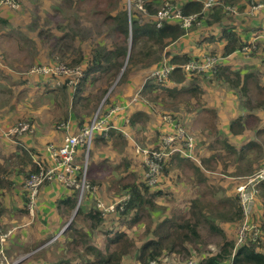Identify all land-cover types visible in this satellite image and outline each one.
Returning a JSON list of instances; mask_svg holds the SVG:
<instances>
[{"label": "trees", "instance_id": "16d2710c", "mask_svg": "<svg viewBox=\"0 0 264 264\" xmlns=\"http://www.w3.org/2000/svg\"><path fill=\"white\" fill-rule=\"evenodd\" d=\"M119 1L108 0L102 9L103 20H109L108 26L113 29L112 33H115V41L110 45L91 47L89 56L83 53L80 47H73L65 43L64 57L67 59L60 61H63L69 69L83 65L80 83L85 82L91 74H95L92 77L97 78L100 73H103L106 76L107 85L110 86L120 75V79L116 82L117 84L122 83L121 85L126 88L125 96L113 97L112 93H108L107 87L103 88L101 92L96 91V96L93 97L92 102L98 105L99 109L101 108V113H104L116 105L122 107L136 96L135 101L137 102L130 108L123 109L122 107L123 110L117 112L116 117H120V120L124 122L127 115L129 122L126 126L130 129H136L138 125L146 121V144L140 142L142 146H146L145 148L159 149L162 137L173 131V128L164 120H162L161 127L160 123L150 126L152 124L151 120L155 119L152 108L154 105H151V103L156 102L159 98H163L165 102L178 100L180 104L185 103L188 110L189 106L197 107L196 114L203 112V120H206L207 124L210 123L211 132L217 135L218 116L216 110L212 107L206 108L200 102V91L198 90H200L199 81L201 77L210 76L212 81L217 80L226 88H233L239 94L246 92L248 82V76L241 69H234L230 64L224 62V58L228 55L249 44L248 40L243 39V35H241L244 29L236 28L230 23L234 19L231 17V13L228 14L229 12L226 11L225 6H236L237 12H241L246 6L249 7L252 1L263 3L262 6H264V0H245V2L243 0H219L220 3L211 7L207 13L202 12V1L200 0H168L172 3L180 2V8L184 15L198 14L197 19L199 22L188 29L181 27L177 21L171 20H162L161 24L157 25L159 21L154 18V15L157 14L162 3L166 0H142L145 10L149 14H154L145 20L140 19L138 10H128L126 6L125 8H119ZM8 8L12 7L8 6ZM113 11L115 12L113 13ZM98 13H101V11ZM246 17L249 16L246 15ZM0 22L6 23L1 17ZM216 28H219V34L222 40H225V43L222 45L220 55L206 53L219 56L214 72H184L182 66L193 57L189 52L176 50L179 47L180 37L191 35L200 30L197 43L201 41L208 42V39L213 38L212 32ZM258 30L259 27L254 32ZM255 35L257 34L255 33ZM253 53H255V50L249 55L252 56ZM164 55L167 59L164 58ZM203 55L205 54L200 55V57ZM164 64L173 66L165 78L158 80L155 77H148L151 70L159 69ZM121 70L122 72H120ZM257 88L259 95L254 101L249 99L242 101V104L250 109L247 116L244 118L236 116L229 123L228 127L232 133L239 134L246 127L254 128L257 126L259 120L253 112L264 109V83L258 84ZM180 89L184 91H182L183 93L195 97L196 100L192 102L190 99H181L178 96ZM175 104L169 103L165 106H175ZM210 117L213 119H210ZM86 118L87 116L79 119L76 125L78 129L90 122V118L87 120ZM252 121L255 126H253L254 123H251ZM166 124L171 129H168V132H163L162 128ZM261 130L264 132V129ZM220 141L226 149L224 154L231 155L234 153L238 156V160L243 159L241 158L245 156L243 146L241 150H235L233 146H230L227 138ZM100 142L112 145L121 143L125 146L127 152L131 151L132 153L131 156H133L134 161L130 164L125 155L110 154L111 151L105 148L108 157L104 158L102 163L104 167L110 166L108 168L110 176L105 175V178L99 181L91 180L93 184L98 185L101 184L102 180H109L110 189L117 194L112 195L113 200L122 199L127 195V198L122 200L123 208L119 209L118 204L113 212L102 214L101 209L92 202L85 201L82 203L83 197L79 201L77 189L67 187L70 194L60 201V206L66 207L67 212H69L68 210L77 209L67 227L55 239L52 240V237L56 233L32 241L33 243H28L29 241L26 238L23 241L22 236L16 234L17 251H21L23 254L31 252L25 258V263L33 261V264H129L126 260L130 255H133L134 259L131 264H148L154 259L157 264H184L186 259L195 254L198 258V264H264V251L261 250L260 245L248 241L235 248V239L228 237V234L213 223H210L209 230L216 233L220 239L216 250L206 249L203 252L197 249L190 250L192 249L190 246L192 243H198L201 240L200 227L208 223V213L204 210L206 206L200 202L201 199L199 198L192 201L188 215L174 218V213L157 223L152 222L149 216L154 204L152 199L154 196L161 195L162 190L157 191V188L148 185L145 178L147 166L143 159H138V155L132 151L133 145L131 142L124 139L122 132L115 128H110L105 135L100 132L93 134L89 148L91 158L95 156L94 153L92 154L93 148L97 147ZM17 148L19 152L13 151L3 157V162L0 161L1 228L2 230H11L10 235L12 236L16 233H12V228L15 225L3 228V219L6 222V205L8 207L15 206L16 200L21 198L22 204L19 208L26 213L28 212L25 181L30 175L38 172L39 167L33 154L40 155L38 151L34 152L32 149L29 150L19 144ZM180 155L179 152H172L164 159V166L158 184L167 178L169 168L175 167V160H183ZM41 162L44 166L49 164L45 159H42ZM194 169L195 175L201 176L200 172ZM262 183L264 184V181ZM44 184L40 186V189ZM261 184L257 185L258 189H260ZM17 187L18 189H16ZM218 191L221 192L222 190L219 188L216 191L214 190L213 193H208V195H216ZM204 194L207 193L205 191L201 193V195ZM261 195H264V191ZM263 206H261V209ZM145 215L150 221L143 219ZM214 218L227 220L238 226L237 224L243 220L242 207L238 198H226L220 200V203H216ZM260 218L258 227L263 232L264 208ZM138 223H142L139 231L140 237H135L133 235V232L136 231V229L134 230V224ZM124 225L128 229L130 228L129 232ZM95 229H97L96 232L99 235L95 242H91L90 237ZM56 240L57 243H55ZM136 240H139L137 245ZM8 242L4 244V255L8 253ZM49 251L57 252L56 258L51 262L45 257ZM171 254L180 257L181 260L178 262H163ZM41 260L42 262H40ZM0 262L6 264L2 255H0ZM19 264H22V262Z\"/></svg>", "mask_w": 264, "mask_h": 264}, {"label": "rangeland", "instance_id": "374dc122", "mask_svg": "<svg viewBox=\"0 0 264 264\" xmlns=\"http://www.w3.org/2000/svg\"><path fill=\"white\" fill-rule=\"evenodd\" d=\"M1 1L2 0H0V17L3 18L6 23L0 22V161L3 162V157L8 153L6 151L7 146H18L19 144L29 150L32 149L34 152H40V156L35 154H33V156L36 160L41 162L42 158H44L43 152L46 153L47 159L46 147L49 144L56 146L60 144L63 140L65 131H70L71 127L76 126L81 117L87 116L86 120L88 118H94L99 108L98 105L92 102L93 97L96 96V91L101 92L103 88L108 87L107 90L109 92H107L112 93L113 97L125 96L124 85H121L122 83L117 84L116 82L120 79V75L112 85L108 86L105 80L106 76L103 73H100V76L97 78H93L92 75L94 76L95 74H91L85 82L80 83L81 73L79 74L78 71H56L57 69H61L62 65H66L63 61H60L62 59H67L64 57L65 43L73 47H80L82 52L89 56L91 47L110 45L115 41V33H112L113 29L108 26L110 23L109 20H103L104 15L102 14V9L108 0H98L99 2L96 0H6L14 6L13 8H8L5 1ZM15 2H17V4ZM138 3L139 0H120L118 6L119 8H125L126 6L128 10H138ZM174 4L180 6V2ZM4 5L7 6L8 9L4 10L2 8ZM99 11H101V13H98ZM115 11H113V13ZM240 14L239 12L237 15L231 14L234 21H230V23L239 29L245 28V26L248 25L250 26L252 23L250 24L245 21L244 24H242V22H240ZM247 14L248 13L244 15ZM138 15L140 19L145 20L148 17H152L154 14H149L147 10L145 13L138 10ZM206 51V53H214L211 50ZM206 53H200V55ZM252 56L256 60H254V64L250 67L254 68L259 62L255 53H253ZM235 63L239 64L237 65L238 67H242L241 65L243 62L240 60L239 56L235 58ZM42 66L45 67V69H50L45 70V73L42 72L43 74H37L32 71L34 68ZM81 69L83 70L82 65ZM255 69L258 70V68ZM122 70L120 72H122ZM55 75H57V77ZM260 77L264 80L263 72L260 74ZM201 82L204 83L202 86L199 85L200 90H198L200 91L199 97L201 98V104L206 107L213 106L215 108L218 107V104H216V102H218L222 105L221 110L224 111L221 125L218 119V128L220 129L219 140L213 141L214 134L210 130V123L208 122V128L207 123L204 124L203 112L195 114L196 118H194L193 113H188L189 110L185 103L179 104V101L171 100L165 102L163 98L157 99V101L151 103V105L156 106L158 111L173 116H179L181 113V122L184 124L183 126L186 131L192 135L195 145H197V154L201 161L204 158L203 156L206 155V144L213 143L214 147L213 149L209 148V152L213 155L210 159L213 160V163H216L217 170L215 171L221 174L225 173V176H230V174L235 175L240 169L246 171L249 174L248 177L255 175L261 167H264V142L261 140L263 146L261 151L256 148H250L246 152L248 157L240 161H236L238 156L234 153L231 155L227 154L226 156L229 158H225L223 156L224 153L219 147L221 148V146H223L220 140L223 141L225 134H228L227 129L232 119V114L230 115V107L232 104L230 101L228 103L225 101L228 100V92L222 88L223 84L219 81H212V79L201 77L199 83ZM231 90L234 89L231 88ZM182 91L183 90L180 89L178 92V96L181 99H190L192 102L196 100L195 97L183 93L184 91ZM254 91L255 87L251 86L250 92L254 93ZM229 93L232 95L229 99L231 101L234 100L237 95L232 91H229ZM222 95H224V100L221 98ZM169 103L176 104L175 106H165ZM100 112L101 108L98 113ZM210 119L213 118L210 117ZM21 121L28 123L29 129L21 133L12 132V129ZM251 123L253 124L254 122L252 121ZM253 126H255V123ZM134 129L135 128L132 129V135L136 139L134 149L141 154L142 149L146 147L141 145V143L146 144V121L138 125L135 130ZM195 129L198 133L195 132ZM207 131L209 132L207 133ZM210 133H212V135H209ZM247 133H250V131H247ZM233 138V136L232 138L228 137V141L231 142ZM196 139L198 142H196ZM245 139L241 140L242 143L247 141ZM241 141H238L237 144ZM98 146L97 148H93L92 154L95 153L93 158L89 155L90 145L88 148L86 145L77 147L75 153V156L76 154L79 155L84 165L87 166V173L83 179L82 191V195L85 196H81V198L85 197L83 198L84 202H92L95 205L99 200L104 202L111 201L113 200L112 195H117L110 189L109 180H102L100 185L91 182L92 179L99 181L100 179H104L105 175H109L108 168L110 166L104 167L97 165L98 162L102 163V159L104 161V158L108 157V155H104V158L97 160L95 158L97 150V154L99 156L101 155V157H103V154H106L104 153V149L108 148V150L111 151L110 154H123L130 164L134 161L133 156H131V151L127 152L125 146L121 143L112 145L100 142ZM134 149L132 146L133 152ZM15 150L19 152L18 148H15ZM139 158L138 156V159ZM225 161L228 162L227 167H225ZM206 164V162L203 163L204 167L211 170V166H206ZM237 165H240L239 169ZM186 166L188 170L191 172L193 171V169L189 167L190 165ZM204 167L202 166V169ZM225 168L230 172H227ZM200 169V165L194 169L200 172L201 175H195L194 178H191L189 171L184 169L181 179L177 181L180 170H178V167H170L168 176H166L167 178L160 184H158V182L156 186L153 187L160 188L162 194L160 196H154L152 199L154 202L152 215L155 217L162 216V219L174 213V218H177L179 215L186 216L191 209L194 195H201V191H207L205 187H202L207 183L208 179L213 180L216 185H220L222 188V191L216 192V195H221V197L235 195L237 197L235 192L237 186L234 190V186L238 181L237 179L224 177L221 178L223 179L222 181H219V178H215L216 176L210 178L204 170L201 169L200 171ZM259 187L262 194L264 191V184L262 183ZM175 188L180 190L176 192ZM261 194L258 192V195L254 196L253 204L246 215L247 222L255 226H259L261 220L260 215L264 208V195ZM185 195L188 196L185 197ZM200 202L206 206L204 210L209 208L210 203H220L215 197L213 199L202 198ZM178 205H181V207ZM261 206H263L262 209ZM170 209H172L171 212ZM143 219L149 220L146 216H144ZM241 223H238V226H235V223L233 224L234 233L230 235L231 239L236 238V232ZM64 225H66V223ZM3 226V228L12 227V225H7L5 219H3ZM134 226L137 229V224ZM205 228L206 227H203L201 232V245L197 247L191 245L192 250L197 249L203 252L209 249L207 246L208 243L211 244L212 247L214 246L216 237L210 235L209 230L207 231ZM30 233L31 232H29V235ZM98 235V232H92L90 237L91 242L97 240ZM133 235L135 237H140L139 230L136 231V234L133 233ZM46 237H49V235H46L44 238ZM10 238L11 235L7 239V242ZM27 240L29 241L28 243H33L30 238ZM139 240H136V245ZM23 241H25V239ZM55 243H57V240ZM257 245H260L261 250L264 251V231L262 232L260 230V242ZM22 254L23 253H20L19 255ZM12 255L13 254H8V257L5 254V258L8 261L15 262L17 258ZM193 255L192 257L197 258L195 254ZM56 256L57 252L55 251H49L45 255L49 262L53 261ZM133 259V255H130L126 261L131 264ZM180 260V257L171 254L168 255L163 262H178Z\"/></svg>", "mask_w": 264, "mask_h": 264}, {"label": "crops", "instance_id": "0c3cea01", "mask_svg": "<svg viewBox=\"0 0 264 264\" xmlns=\"http://www.w3.org/2000/svg\"><path fill=\"white\" fill-rule=\"evenodd\" d=\"M200 1H203V0H200ZM243 2H245V0H243ZM253 3L256 4L254 1H252L251 5L249 7L246 6L241 12H239V14L241 13L240 14V18H241L240 22H242V24H244L245 21L249 22L250 24L252 23L250 26L248 25V26H245V28H243L244 30H243V32L241 31L242 32L241 35H243L242 36L243 39H245L246 41L248 40V43H251L252 45H254V47L252 48L251 52H253L255 50V54L257 55V60L259 62L258 65L256 67H254V68L250 67V66H252L254 64V60H256V59L253 58V56L249 55V53H251V52L242 53L241 50H238V51L236 50L235 53H232V54L228 55L226 58H224V62L225 63L230 64L231 67L234 68V69H241L242 72L245 73L248 76V82L246 84L247 85V89H246V92H244V93L240 91L242 94H239L236 90H231V88H226L225 85H223V87H222L228 92V96H227L228 100H225V101H227V103L230 101L231 104H232V106L230 107V115L232 114L231 115L232 119L230 120V122L236 116L237 117L238 116L239 117L242 116L243 118L247 116V114H248L250 109L246 105L242 104V101H246V99L254 101L259 95L257 85L264 83V80H262L261 77H260V74H262V72L264 73V6L258 7V8H253L252 7ZM258 4H261V3H258ZM262 5H263V3H262ZM227 7L228 6H225V9H226L227 12H229V14L230 13L231 14H235V15L238 14L237 10H236L235 13H232V12L228 11ZM232 7H235V6H232ZM2 8L4 10L8 9L7 6H5V5L2 6ZM246 13H248L247 15L249 17H246V15H244ZM258 27H259V30L254 32L255 29L258 28ZM199 33H200V30H197L194 33H192L191 35L188 34L186 36L180 37V40L178 41V46L179 47L176 50L177 51L179 50L181 52H189L192 55L193 58L200 57V53H206L207 52L206 50H211L212 52L220 55L219 53L221 52L222 45L225 43V40L224 39L222 40V37L219 34V28H216L215 30H213V32H212L213 38L208 39L207 40L208 42H202L201 41L200 43H197V37L199 36ZM255 33L257 35H255ZM168 48H170V47H168ZM237 56H239L240 60L243 62V64L241 65L242 67H238L237 65H239V64L235 63V58ZM164 58L167 59L165 57V55H164ZM255 68H258V70H256ZM149 73H148V75H149ZM205 78L206 79H210V76H206ZM203 84H204L203 82L199 83L200 86H202ZM251 86L255 87L254 93L250 92V87ZM124 90L126 91L125 87H124ZM229 91H232L233 93H235L237 95L236 98L234 100H232V101L229 99V97L232 96L231 93H229ZM135 97H134V99L129 100L127 103L122 105L123 109L124 108L127 109V108H130L131 106H133L137 102V101H135ZM221 98L224 100V95H222ZM121 101H123V100H121ZM176 101H178V100H176ZM178 103L180 104V102H178ZM216 104H218L217 105L218 107H215V108L213 106H211V107L216 110L218 119L220 120L219 123L221 125L222 120H223L222 119L223 118L222 114L224 113V111L221 110L222 109V105H220L218 102H216ZM189 107L190 108H189L188 113H193L194 114V118H196V115H195L196 112L195 111L197 109L194 108L193 106L192 107L189 106ZM204 107H206V106H204ZM207 107H209V106H207ZM152 108H153V113L155 115V119L151 120L152 124L150 126L152 127L153 125H157L158 123H160V127H161L162 120H163L162 115L163 114H167V113H163L162 111L161 112L158 111L156 106H153ZM253 113L256 116L257 120H259L257 126H255L254 128L246 127L244 129V131L239 133V134L232 133L230 131L229 127H228L227 131H228L229 135L225 134V138H227V139H228V137L229 138H232V136L234 137L231 142H229V141L228 142H229L230 146H233L235 148V150H238V149L241 150L242 146L244 147V151L243 152L245 153V156H243L241 158H247L248 157V155H246V152L250 148H256V149H258L260 151L263 148V146L261 144V140H262V142H264V132H262L261 129H264V123H263L264 122V109L256 111V112L254 111ZM180 115H181V113H180ZM180 115L179 116H174V118L176 119V121L178 123H181L182 125H184L181 122L182 119H181ZM126 117L127 118L125 119L124 122H122L120 120V117H116V119L114 120L115 129L121 131L122 135H123V138L128 140V141H130L131 144L134 146L135 142H136V139L132 135V129L127 128V126H126V124L129 122V119H128L127 115H126ZM120 123H122V125H120ZM205 123H207L206 120L204 121V124ZM207 128H208V124H207ZM168 129H171V127L166 124V125L163 126L162 131L163 132H165V131L168 132ZM258 129H260V130L257 131ZM77 130H78V126L71 127L70 131H65L63 139L66 136V134H68L70 132L71 133H75ZM219 130L220 129L218 128L217 135H215L216 133L215 134L213 133L214 134L213 135V137H214L213 141L220 139ZM247 131H250V133H247ZM195 132H197L196 129H195ZM208 132L209 131H207V133ZM205 135H206V133H205ZM209 135H212V133H210ZM245 138H249V139H245ZM244 139L247 140V141L242 143L241 140H244ZM238 141H241V142L237 144ZM196 142H198L197 139H196ZM250 143H252V144H250ZM263 145H264V143H263ZM97 147H99V146H97ZM213 147H214L213 143H207L206 144V149H205L206 155L203 156L204 158H203L202 161L200 160V157L197 154V145H195V149H194V158H187V157H183L182 155H180V157H182L183 160H181V161L175 160L174 161L176 163L175 167H178V170H180L179 173H178V176H177V181L181 179V176L183 174L182 171H184V169L189 171V173L191 175V178H194L195 173L193 171L191 172L190 170H188V167L186 165L190 164V166L193 169L200 165V168L202 169V166L204 167L203 163L206 162L207 163L206 166L210 165L211 168H212V169L209 168L211 170L206 169L207 167H204L202 169L208 175V177L214 178L216 176L215 178H217V179L219 178L218 179L219 181H222L223 179H221V178H224V177L237 179L238 181H237V184L234 186V190H235L236 186L244 183L246 181V177H248L249 174L246 171H244V170H240L239 169L240 165H237L239 170H238V172L235 175H231L230 174V176H227V175L225 176V173L221 174V173H218L217 171H215V170H217L216 169V163H213V160L210 159V157L212 158L213 155L210 154V152H209V148L213 149ZM15 148H17L16 145L7 146L6 147V151L8 153H6L5 155H7L9 153H12L13 151H16ZM133 149H134V147H133ZM219 149H221V151L223 153H225V150H226L225 146H221V148L219 147ZM97 153H98V150H97ZM97 153H96V157H95L97 160H100V159L104 158V155H108V153H106V154H103V157H101V155L99 156ZM104 153H105V150H104ZM134 153H136L141 158V160L143 159L142 155L136 149H134ZM40 155H41V153H40ZM40 155H38V156H40ZM43 155H44V158H42V159H45V161H47L46 153L43 152ZM223 156L225 158H229L228 156H226V154L225 155L223 154ZM76 161H77L78 164L82 163V158H80L79 155H77V154H76ZM102 161H103V159H102ZM236 161H240V160L237 159ZM201 164H202V166H201ZM97 165L98 166H103V163H99L98 162ZM227 166H228V162L225 161V167H227ZM201 169H200V171H201ZM226 171H227V169H226ZM227 172H230V171H227ZM261 182H263V181H261ZM261 182H259L258 184H260ZM217 184H220V183H217ZM258 184H256V193H255V195H258V192L261 193L260 189L257 188ZM67 187L68 186H65L63 183H61V182H59L57 180L47 181L42 186V188L40 189L37 206H36L33 214H30L29 212L26 213L25 211H23V210H21L19 208V206L22 204V199L19 198L18 196L17 197L19 199L16 200L15 206L8 207L6 205V207H7L6 210H5L6 223H7V225H12V226L15 225L12 228V233L16 232L13 236L11 235V238L9 239L8 246H7L8 253L6 255L8 256V254H13L12 256L17 258L15 260V262H11V261H8L6 259L5 260L6 264H16V263L19 264L21 262H22V264H33V261H31L29 263H25L24 262L25 258L31 252L19 255L21 253V251H17L18 244L16 243V238H15L16 234L17 235H21L23 240L25 238L26 239L30 238L32 241H35V240H39V239L44 238L46 235L51 236V235H54L56 233L52 237V239H53V238L57 237L63 231V227L65 226L64 224L65 223L67 224L68 222H70V220L74 216L75 211L77 209L76 208L75 210H68L69 212H67V208L66 207L60 206V201L62 199H64L66 196H68V194H70V190H68L69 188H67ZM204 187L207 190V191H205V193H207V194L208 193H213L214 190L216 191L219 188L222 190L220 185H216V183L213 180H209V179H208L207 183H205L203 185L202 188H204ZM16 189H18V187ZM248 189H251V187L248 186ZM158 190H161V189L157 188V191ZM175 190L177 192L180 189L175 188ZM202 192H204V191H201V193ZM16 193H18V192H16ZM82 196H85V195H82ZM186 196H188V195H185V197ZM214 197H215L216 200H219V202H220V200H224L226 198L231 199L232 197H236V196L235 195L234 196L226 195V196H222L221 197V195H194L193 200L194 199H198V198L199 199H202V198H206V199L211 198V199H213ZM83 198H85V197H83ZM126 198H127V195L124 198H122V199L105 201V202L101 201V202L104 203V205H109V204H111L113 202H116L118 200H124ZM79 201H78L77 205L79 204ZM82 203H84V199H83ZM178 206L181 207V205H178ZM220 207H222V206H220ZM214 208L216 209V203L215 204L210 203L209 208L205 210L208 213V218H207L208 223L203 224L200 227V229H199L200 233L202 232V228L203 227H206L205 229H207V231H208L210 223H213L216 226L220 227L226 234H228V237H230V235L234 233V229H233V224L234 223H231V222H229L227 220H221V219H218V218H214ZM152 210H154V209H151V211L149 212V216L151 217L152 222L155 221L154 223H157V222H159L162 219V216L161 217L153 216L152 215ZM171 210L172 209H170V212H171ZM222 210H224V209L222 208ZM111 212H113V211H110V212H107V213H111ZM107 213H105V214H107ZM188 214H189V212L187 213V215ZM141 224L142 223H138L137 224V229L134 226V230L136 229V231H138V230L140 231L141 230ZM124 227L129 232L130 228L128 229L127 226H125V225H124ZM93 231L96 232L97 229H95ZM136 231L133 232V233L136 234ZM29 232H31L30 235H29ZM209 232H210L209 233L210 235H214L216 237L215 238V244L213 243L214 244L213 247H212L211 244H209V243L207 244L209 249L214 251V250H216L215 248L218 247L217 244H218V241L220 239H219V236L216 233H213L210 230H209ZM191 245L197 247L198 245H201V240H200V242L192 243ZM41 246H43V245H41ZM190 250H192V249H190ZM40 262H42V260ZM0 264H3V263L0 262Z\"/></svg>", "mask_w": 264, "mask_h": 264}, {"label": "built area", "instance_id": "2783aa9c", "mask_svg": "<svg viewBox=\"0 0 264 264\" xmlns=\"http://www.w3.org/2000/svg\"><path fill=\"white\" fill-rule=\"evenodd\" d=\"M5 1L7 6H12L9 1ZM17 4V2H15ZM219 0H203L202 1V12L207 13L210 11L211 7L216 4H219ZM138 10L145 13L146 10L143 6V1L139 0ZM262 4H252L253 8L261 7ZM14 6H12L13 8ZM228 11L235 13L236 8L232 6L227 7ZM198 14H190L184 15L181 11L179 5H176L168 0L162 3L159 11L154 18L159 22L157 25L159 26L162 20H171L177 21L181 27L188 29L193 24L198 23ZM254 45L251 43L246 44L241 47L242 53L251 52ZM218 57L213 54H205L202 57L192 58L187 61L182 67L184 72H214V68L217 65ZM173 68L172 65H162L159 69L152 70L148 77H155L158 80L165 78L167 73L171 71ZM50 69V68H48ZM45 67H37L32 71L37 74H43L48 70ZM78 71L81 73V66L75 67L74 69H69L66 65H62L61 69H57V72L61 71ZM43 72V73H42ZM55 74L54 72H52ZM57 77V75H55ZM81 76V74H80ZM100 109L98 108L97 112L94 115L93 119H90L88 124L80 127L75 133H68L64 137L63 141L59 145L49 144L46 147L47 151V162L48 166H44V164L38 160L36 163L38 164L39 170L35 174L30 175L28 179L25 181V188L27 190V208L30 214L34 213V210L37 206L40 186L47 181L57 180L63 183L65 186L74 187L78 191V199H81L82 191H83V179L86 175L87 166L82 162L78 164L76 161V150L77 147H83L86 145L88 148L90 145V141L95 132H100L102 134H106L110 128H115L114 120L116 119V113L122 110L120 105H116L113 108L108 109L104 113H98ZM163 120L169 124L173 131L166 133L162 137L161 147L159 149H151L144 148L142 149V158L144 163L147 166V171L145 172V178L147 179V183L149 186H156V184L160 180V173L164 166V159L170 155L172 152H179L182 156L187 158H194V149L195 142L185 127L176 121L174 117L170 114H163ZM29 129V124L21 121L18 125H16L12 132H23ZM264 181V167H261L259 171L248 178L246 181L237 186L236 194L239 200V203L242 207L243 212V221L239 225L236 238L234 242V247L237 248L241 246L245 242H254L259 244L260 242V230L258 226L252 225L247 222L246 215L250 210L251 205L253 204L254 196L256 193V184ZM248 186L251 189H248ZM119 204V205H118ZM119 209L123 208L122 200L113 202L109 205H104L100 200L96 203V206L101 209L102 214H105L110 211H114L117 207ZM11 230H2L1 221H0V255H2L3 259L6 260L4 255V244L7 242V239L10 237ZM148 264H157V261L151 260ZM184 264H198V259L194 257H190L184 261Z\"/></svg>", "mask_w": 264, "mask_h": 264}, {"label": "water", "instance_id": "95a60500", "mask_svg": "<svg viewBox=\"0 0 264 264\" xmlns=\"http://www.w3.org/2000/svg\"><path fill=\"white\" fill-rule=\"evenodd\" d=\"M78 206V205H77ZM69 223V222H68ZM68 223L63 227V230L67 227Z\"/></svg>", "mask_w": 264, "mask_h": 264}]
</instances>
